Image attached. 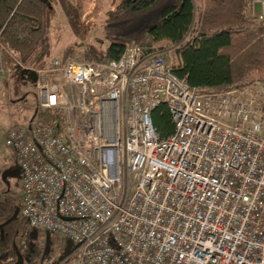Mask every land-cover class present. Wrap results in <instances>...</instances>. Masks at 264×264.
<instances>
[{"label":"built area","instance_id":"obj_1","mask_svg":"<svg viewBox=\"0 0 264 264\" xmlns=\"http://www.w3.org/2000/svg\"><path fill=\"white\" fill-rule=\"evenodd\" d=\"M250 11L264 32V0ZM167 54L141 43L107 64L29 70L37 112L5 143L22 218L67 242L69 264H264V109L198 93ZM161 104L165 138L151 119Z\"/></svg>","mask_w":264,"mask_h":264},{"label":"trees","instance_id":"obj_2","mask_svg":"<svg viewBox=\"0 0 264 264\" xmlns=\"http://www.w3.org/2000/svg\"><path fill=\"white\" fill-rule=\"evenodd\" d=\"M44 8V0H0V40L24 62L41 41ZM103 29L108 45L89 62L116 61L127 47L145 40L165 42L176 46L174 73L200 94L242 90L256 81L264 84V32L251 15L250 0H123L108 13ZM41 47L32 65L43 60L47 45ZM29 74L34 82V74ZM41 118L59 120V115L46 112ZM151 119L161 138L173 132L165 104L152 110ZM2 228L0 264H15L22 247L10 245ZM35 254L27 251L29 259L24 255L28 264H34Z\"/></svg>","mask_w":264,"mask_h":264},{"label":"rangeland","instance_id":"obj_3","mask_svg":"<svg viewBox=\"0 0 264 264\" xmlns=\"http://www.w3.org/2000/svg\"><path fill=\"white\" fill-rule=\"evenodd\" d=\"M122 1L44 0L41 41L35 44L27 62L12 54L0 40V226H3V237L10 245L22 247L17 263L13 260L15 264H28L24 255L28 259L31 256H27V251L36 252L32 258L34 264H69L73 260L72 248L67 242L56 235L30 228L21 216L19 169L14 153L5 141L12 126L37 112V94L34 82L29 79V70L46 67L53 59L93 63L89 59L99 56L108 45L103 29L107 15ZM42 45H47L46 54L41 63L32 65L30 61ZM151 46L158 51H168L167 62L171 66L177 65V56L167 43H151ZM233 91L264 109V84L260 81Z\"/></svg>","mask_w":264,"mask_h":264},{"label":"crops","instance_id":"obj_4","mask_svg":"<svg viewBox=\"0 0 264 264\" xmlns=\"http://www.w3.org/2000/svg\"><path fill=\"white\" fill-rule=\"evenodd\" d=\"M172 48H174V47H172ZM17 56V55H16Z\"/></svg>","mask_w":264,"mask_h":264},{"label":"flooded vegetation","instance_id":"obj_5","mask_svg":"<svg viewBox=\"0 0 264 264\" xmlns=\"http://www.w3.org/2000/svg\"><path fill=\"white\" fill-rule=\"evenodd\" d=\"M17 263V262H16Z\"/></svg>","mask_w":264,"mask_h":264}]
</instances>
